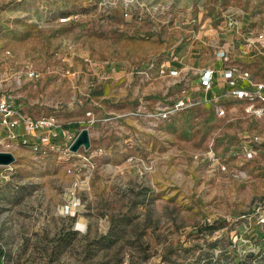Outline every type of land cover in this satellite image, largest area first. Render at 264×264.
I'll return each mask as SVG.
<instances>
[{
  "label": "rangeland",
  "instance_id": "obj_1",
  "mask_svg": "<svg viewBox=\"0 0 264 264\" xmlns=\"http://www.w3.org/2000/svg\"><path fill=\"white\" fill-rule=\"evenodd\" d=\"M226 9L264 31V0H0V93L68 135L0 143V264H264V117L174 104L204 20L239 53Z\"/></svg>",
  "mask_w": 264,
  "mask_h": 264
},
{
  "label": "built area",
  "instance_id": "obj_2",
  "mask_svg": "<svg viewBox=\"0 0 264 264\" xmlns=\"http://www.w3.org/2000/svg\"><path fill=\"white\" fill-rule=\"evenodd\" d=\"M239 20L240 15L236 10L226 9L222 14L220 27L224 34L227 33L230 41H233L232 39L240 41L237 54L241 56L248 50L262 53L260 47L264 46V31L242 26L239 24ZM217 32L216 35L219 39L220 33ZM229 50L225 46L215 45L213 55L218 59L219 65H205L198 68L195 72L196 81L190 87L193 93L180 96L175 99L174 104L192 106L209 102L214 105V111L217 114H222L226 109V106L220 103L223 99L237 103L246 116L264 117V78H257L244 64L245 62L231 58ZM160 70L172 74L177 72L175 68L164 65L160 67ZM27 74L33 76L37 74V71L30 67ZM219 81H222L225 87L220 92L207 94V90ZM18 124L23 125L29 131L30 138L34 137L29 141L33 148H37L39 145L51 146L50 139L56 137L57 134L62 135V138L68 137L62 127H58L54 115L27 114L8 95L0 93V143L9 145L16 142L17 139L18 142H26L25 139L18 137L16 132ZM242 138L244 142H249L257 139V136L248 134L243 135ZM259 220L263 221V218Z\"/></svg>",
  "mask_w": 264,
  "mask_h": 264
},
{
  "label": "crops",
  "instance_id": "obj_3",
  "mask_svg": "<svg viewBox=\"0 0 264 264\" xmlns=\"http://www.w3.org/2000/svg\"><path fill=\"white\" fill-rule=\"evenodd\" d=\"M198 26L201 29H197V31L195 33L196 34H198V33L199 34L200 33L203 34V37H204L203 39H205L206 41L211 40L212 41V43H211V45H212L211 49L212 50L209 53H204L205 51L201 50V52H200V51H198V49H194V51H193L194 53L190 54V56L188 58L187 65L185 67L181 66V67L178 68V72L177 73H179V74H177V75H179V76H181L182 73L185 72V70L189 71V74L187 75V85L185 87L183 95L184 94H192L193 93L190 90V87L196 81L195 72L197 71L198 68H200L202 66H205V65H213V66H218L219 65L218 59H216L214 57V55H213L214 54V48L213 47H215V46H213L214 45L213 43H214V41H216V42L219 41L222 38V35L219 34V39H218V37L216 35L217 31L214 30L215 27H212V25L206 23L205 20H204V22H202ZM224 35L226 36L227 33H225ZM227 39H229V38H225L224 40L230 41V39L229 40H227ZM196 46H198V45H196ZM229 51H230L229 55L231 56V58L243 61V63L245 62L244 64L250 68V70L253 72V74L257 78H264V74H263L262 70H261L262 74H260V73L257 74L256 73V67H255L256 64H254V65L250 64V63L248 64V62L257 61L258 59H259L258 61H259V63L261 65L264 64V54H263L264 52L257 53V52H255V50H248V51H245L244 53H242L241 56H239L237 54V52H232L231 49ZM164 66L165 67H167V66L172 67L168 63H164ZM223 87H225L224 83L222 81H219L217 84H213L210 87V89L207 90V94L220 92V90H222ZM234 104H237V103H234ZM26 130L27 129H25V127L23 125L18 124L17 127H16V132L19 135L18 137H21L25 133Z\"/></svg>",
  "mask_w": 264,
  "mask_h": 264
},
{
  "label": "water",
  "instance_id": "obj_4",
  "mask_svg": "<svg viewBox=\"0 0 264 264\" xmlns=\"http://www.w3.org/2000/svg\"><path fill=\"white\" fill-rule=\"evenodd\" d=\"M87 143V133L84 128H81L77 134L70 141L68 148L70 150H75L81 144L85 145ZM11 159V154L9 151L0 150V162H6Z\"/></svg>",
  "mask_w": 264,
  "mask_h": 264
},
{
  "label": "trees",
  "instance_id": "obj_5",
  "mask_svg": "<svg viewBox=\"0 0 264 264\" xmlns=\"http://www.w3.org/2000/svg\"><path fill=\"white\" fill-rule=\"evenodd\" d=\"M19 143H22V141H19ZM24 143V142H23Z\"/></svg>",
  "mask_w": 264,
  "mask_h": 264
}]
</instances>
